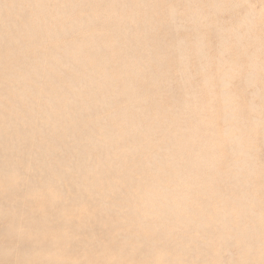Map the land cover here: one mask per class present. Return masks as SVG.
Returning a JSON list of instances; mask_svg holds the SVG:
<instances>
[{
    "label": "bare ground",
    "instance_id": "obj_1",
    "mask_svg": "<svg viewBox=\"0 0 264 264\" xmlns=\"http://www.w3.org/2000/svg\"><path fill=\"white\" fill-rule=\"evenodd\" d=\"M0 264H264V0H0Z\"/></svg>",
    "mask_w": 264,
    "mask_h": 264
}]
</instances>
